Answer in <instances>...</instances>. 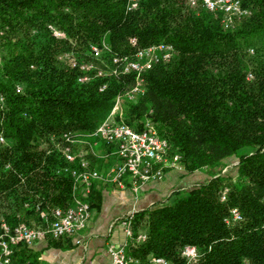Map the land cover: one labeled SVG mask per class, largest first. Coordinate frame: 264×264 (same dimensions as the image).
I'll return each mask as SVG.
<instances>
[{
	"label": "trees",
	"instance_id": "16d2710c",
	"mask_svg": "<svg viewBox=\"0 0 264 264\" xmlns=\"http://www.w3.org/2000/svg\"><path fill=\"white\" fill-rule=\"evenodd\" d=\"M239 3L246 13L226 27L221 12L185 0H138L131 10L126 0H0V216L8 225L31 226L39 212L49 219L73 203L61 134L91 132L119 96L115 120L139 130L148 119L185 172L208 176L132 214L129 264H264V0ZM101 41L119 55L158 42L173 52L127 97L133 73L76 80V64L109 65L108 52L90 55ZM229 157L231 174L221 172ZM186 245L194 257L181 253ZM12 250L14 263L39 264L27 244Z\"/></svg>",
	"mask_w": 264,
	"mask_h": 264
},
{
	"label": "built area",
	"instance_id": "2783aa9c",
	"mask_svg": "<svg viewBox=\"0 0 264 264\" xmlns=\"http://www.w3.org/2000/svg\"><path fill=\"white\" fill-rule=\"evenodd\" d=\"M190 6L199 4L208 11H219L222 13L224 26H231L234 19L246 13L241 8L239 0H185ZM138 0H126V10H131L137 6ZM52 34L62 36V32L52 29ZM134 45V38L129 40ZM90 55L96 59L102 52H108L109 65L105 68L96 65L92 61H86L72 65H78L80 73L77 75V82H88L93 76L134 74V82L126 91V96L131 97L141 90V74L149 69L153 64L165 62L170 59L173 47L169 43L158 42L145 46H135L131 53L115 54L111 53L109 46L101 41L99 44L89 45ZM105 84L98 88L102 90ZM119 96H116L114 104L107 117L98 126L88 133L63 132L62 139L66 143L62 149V156L69 164L65 169L72 179L73 203L65 208L55 207L50 211L49 219L45 217V223L41 227H32L24 223H18L12 227L5 223L0 224V264H17L11 259L12 246L24 243L29 244L42 236H49L57 239L64 235H71L85 227L89 215L90 205L88 202L78 198V193H87L91 182L100 178L99 173L90 167L86 158L77 155L72 150L75 143H85L86 138L96 141L100 140L112 146L116 156V162L109 168L105 177L118 185H122V178L128 175L132 186L152 178H159L162 175L163 167L181 168L178 163V155H168V145L164 138L157 135L155 128L148 119L142 122L139 130L133 129L127 123L114 119V114L119 111ZM0 141L2 137L0 136ZM225 189L221 192V199H224ZM43 216V215H42ZM131 214L126 216L124 226L125 234L130 236ZM231 220H238L240 214L236 208L229 211ZM227 221V220H226ZM142 234L137 235V239H143ZM77 242V241H76ZM108 254L111 264H129L131 259L125 255L124 248L118 245H110ZM181 253L187 257L195 256L193 246H184ZM154 262L164 264L160 257L154 258ZM19 264H29L22 262ZM40 264V263H39Z\"/></svg>",
	"mask_w": 264,
	"mask_h": 264
},
{
	"label": "crops",
	"instance_id": "0c3cea01",
	"mask_svg": "<svg viewBox=\"0 0 264 264\" xmlns=\"http://www.w3.org/2000/svg\"><path fill=\"white\" fill-rule=\"evenodd\" d=\"M88 148L94 159L91 166L100 178L92 180L87 193H78V198L90 205L85 227L71 235L57 239L42 236L27 244V249L40 264H111L108 247L118 245L125 250L129 241L124 231L128 214L168 201L176 191L188 189L208 177L202 170L187 173L181 168L165 166L159 178L132 186L129 176L125 175L122 185H118L105 177L117 160L113 150L96 145ZM44 215L39 212V219H31L30 225L43 226Z\"/></svg>",
	"mask_w": 264,
	"mask_h": 264
},
{
	"label": "rangeland",
	"instance_id": "374dc122",
	"mask_svg": "<svg viewBox=\"0 0 264 264\" xmlns=\"http://www.w3.org/2000/svg\"><path fill=\"white\" fill-rule=\"evenodd\" d=\"M123 113V112H122ZM94 143H96V144H94ZM89 145H96V147H98V148H101V147H104L105 148V146H103L102 145V142L100 141V140H96V142H94V141H91L90 139H88L87 140V142H85V143H75L73 146H72V150L74 151V153L75 154H77V155H79V154H81V156H83L84 158H86V155L84 154L85 153V151H88V147H89ZM86 146V147H85ZM90 151V150H89ZM87 160H89L88 158H86ZM226 163L228 164V166H226L225 168H223L222 170H221V172H224V173H228V174H231V172L229 171V167H230V165L233 163V158L232 157H229V158H227V160H226ZM182 169V168H181ZM183 170V169H182ZM223 188H226V187H223ZM172 199V197L169 199V200H171ZM26 204H28L27 202H25ZM8 217V216H7ZM7 220H8V218H6V216H0V224L1 223H5V224H7L8 225V223H7ZM20 223H22V222H20ZM18 224V223H17ZM16 225V224H15ZM9 226V225H8ZM14 226V225H13Z\"/></svg>",
	"mask_w": 264,
	"mask_h": 264
}]
</instances>
